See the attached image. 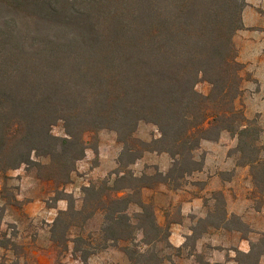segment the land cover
<instances>
[{"label":"trees","instance_id":"trees-1","mask_svg":"<svg viewBox=\"0 0 264 264\" xmlns=\"http://www.w3.org/2000/svg\"><path fill=\"white\" fill-rule=\"evenodd\" d=\"M246 0H0V199L15 200L9 170L24 166L56 189L71 174L97 133L115 134L121 150L108 175L81 188V204L60 191L67 207L49 227L54 244L72 242L82 262L110 246L126 260L161 264L169 258V223H158L144 189H179L202 169V140L235 136L238 165L249 167L264 193L261 129L236 100L245 65L234 35ZM210 83L207 94L196 89ZM60 123L62 133L52 127ZM140 124L158 136H136ZM165 153L166 170L136 173L144 153ZM220 223L229 216L218 192ZM65 196V197H64ZM217 205V204H216ZM97 229L84 231L94 216ZM1 219V217H0ZM229 219V221H228ZM219 221L212 224L219 226ZM228 221V222H227ZM234 229V228H233ZM73 230V231H71ZM75 230V231H74ZM235 230H239L235 228ZM160 244L162 247H159ZM264 250H262L263 252ZM239 253V251H237Z\"/></svg>","mask_w":264,"mask_h":264},{"label":"rangeland","instance_id":"rangeland-1","mask_svg":"<svg viewBox=\"0 0 264 264\" xmlns=\"http://www.w3.org/2000/svg\"><path fill=\"white\" fill-rule=\"evenodd\" d=\"M246 2V5L249 2L251 6L255 5L256 8L264 12L262 10L264 9L263 0H246ZM259 10L257 11L260 12ZM258 22H263V20H256V23ZM262 36L264 38V34L254 28H247L244 33V37L249 38L253 43L246 44L241 52H238V60L246 66L244 73L247 79L242 81L241 94L236 100L237 105L242 107L245 116L254 120L261 129L260 144L264 143V70H260L264 65L257 60L255 44L259 42L260 38L262 39ZM234 43L238 49L241 38L235 37ZM210 88V83L205 80H200L196 84V89L203 94H207ZM52 132L60 135L62 133L61 124L54 125ZM150 133L158 136L157 131L153 130L150 125L140 124L136 136L148 140ZM96 136V149L92 148L94 143L92 139H89L90 147L86 149L84 157L77 162L70 182L60 185L56 189L58 193L65 191L72 194L77 206L81 204L82 186L98 181L117 166L116 160L121 150V144L117 142L115 134L108 130H100ZM236 141V137L226 131H223L215 142L205 143L202 140L199 149L195 152L196 157L203 155V159L205 158L201 172L195 171L186 176L179 189H170L166 185H159L153 189L143 190L144 200L151 201L154 205L158 223L162 225L169 223L168 227L170 228L173 221H181L184 217L186 225L192 230L182 251L162 248L160 253L167 256L172 262L185 264L190 263L192 259L203 262L205 258L211 257L212 264H264V251L262 252L264 250V193L253 185L249 167L236 163L239 159V154L234 151ZM169 163L170 159L167 154L148 152L144 153L142 158L131 167L136 173L141 171L151 173L154 166L160 170H166ZM214 173L219 174L223 183L222 187H215L216 183L212 185L210 180ZM34 175L35 172L30 170L28 174L20 176L22 179L10 180L8 186L11 188L19 185V189L20 185L32 187V192L28 193L32 195L38 188L35 185L39 184L41 185L40 190H44V193L41 194H44L46 204H56L55 197L60 194L53 192L54 185L37 181ZM218 192L222 193L224 197L228 216L234 213L238 215L241 222L234 219L228 222V219V225L220 223L221 205L218 204L219 199H216L219 196ZM198 194L203 196L201 207L192 208L186 216L182 215V202ZM7 201L4 204L0 202V264H32V250L40 245L46 247L44 235L47 237L45 233H47L48 227L41 216H36L34 221L29 222H20L19 219L22 220V218L18 217L17 223L14 222V214L11 209L17 203ZM60 203L61 205L66 204L67 207V201L64 198ZM217 221L220 225L213 226L212 224ZM98 226L99 218L96 215L86 223L84 231L97 229ZM235 228L239 230H235ZM52 244L56 256L53 264H115L126 260L122 252L116 247L110 246L106 250L91 255L85 263L81 262L78 254H73L74 257L79 258L78 262H74V257L70 252L72 242L68 241L65 249L62 244ZM159 247L162 245L160 244ZM237 247L246 248L249 251L248 253H237ZM230 254L233 256H229Z\"/></svg>","mask_w":264,"mask_h":264},{"label":"crops","instance_id":"crops-1","mask_svg":"<svg viewBox=\"0 0 264 264\" xmlns=\"http://www.w3.org/2000/svg\"><path fill=\"white\" fill-rule=\"evenodd\" d=\"M256 9L259 10L258 8H256L255 5L251 6L248 2V5H246L244 7V9L242 10V22H243L244 27L242 29L237 30L235 35H234V38L235 37L237 38V36L241 38V43L238 46V52H241V49L246 44L251 45L253 43L252 40L244 37V33L247 31V28L257 29L259 31V33L264 34V12H262L261 9L259 10L260 12H258ZM262 10H264V9H262ZM258 19L263 20V22L256 23V20H258ZM240 34H243V35H240ZM255 46L257 47V49H256L257 60L260 63H262V65H264V38H263V36H262V39L260 38L259 42L255 44ZM260 70L263 71L264 67L261 68ZM204 141H205V143L206 142H208V143L215 142V141H206V140H204ZM212 147H214V146H212ZM204 163H205V158H204ZM203 166H204V164H203ZM22 167H24V166H21L17 169L9 170L8 174L12 177L18 176V178H15V180H18L19 178L22 177L21 175L28 174V171L25 169V167H24V169H22ZM202 169H203V167H202ZM201 170H199L198 172H201ZM218 175H219L218 173H214L213 176L211 177L210 181H211L212 185L216 183L215 187H222L223 183H222V180L220 179V176H218ZM36 180L40 181L38 179H36ZM41 182L52 185V183L49 181H41ZM20 186H21L20 189L18 188L19 187V185H18L14 191V193H15L14 203H17L15 205H13L12 209H11L13 211L12 213L14 214L13 215V219H15L14 222L17 223L18 217L22 218V220L19 219L20 222L21 221H25V222L34 221L36 216H41L44 219V221L46 222L45 225L48 227L47 233H45V234H47V237H46V235H44L45 241H46V243H45L46 247L44 245L43 246L40 245L39 247L32 250V256H33L32 257V264H53L56 256L54 255L55 254L54 245L52 244V241L49 239V227H50L53 219L55 218L57 212L59 210L65 209L66 204L61 205L60 202L62 201V198H59L56 200V202H55L56 204L47 205L44 194H41V193H44L43 192L44 190H40L41 185H39V184L35 185V186H38V188L35 190V192L37 194L34 193L32 195L28 194L29 192H32V187L28 188V187H24L23 185H20ZM33 188H36V187H33ZM0 202L2 204H4L1 199H0ZM202 204H203V196L199 195V194L195 195L192 198H188L182 202L181 213H182V215L186 216L192 208L201 207ZM228 204H230V203L228 202ZM3 221H5V220H3ZM0 228H1V219H0ZM191 233H192L191 228H189L186 225V220L184 217H182L181 221L180 220L175 221V222L173 221L171 223V226L169 228L168 241L176 248L177 251H182V249H184V247H185V242ZM242 238H244V237H242ZM49 246H50V248H49ZM68 247H69V245H68ZM236 250L241 252V253H248V251H249L248 249H247V251H245L244 249H240L239 247H237ZM70 252L72 254V249L70 250ZM72 256H73V254H72ZM229 256L232 257L233 255L230 254ZM78 259H79L78 257L77 258L74 257V262H78ZM212 262H213V259L211 257H209V258H205V261H203V262L192 259L190 263H185V264H212ZM66 264H69V263H66ZM161 264H178V263L172 262V260H165Z\"/></svg>","mask_w":264,"mask_h":264},{"label":"clouds","instance_id":"clouds-1","mask_svg":"<svg viewBox=\"0 0 264 264\" xmlns=\"http://www.w3.org/2000/svg\"><path fill=\"white\" fill-rule=\"evenodd\" d=\"M244 250H245V251H247V249H246V248H245Z\"/></svg>","mask_w":264,"mask_h":264}]
</instances>
